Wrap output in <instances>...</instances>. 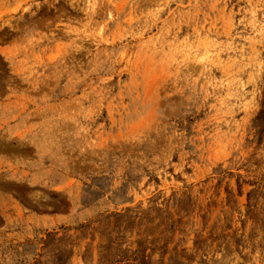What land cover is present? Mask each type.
Segmentation results:
<instances>
[{
    "label": "rangeland",
    "instance_id": "obj_1",
    "mask_svg": "<svg viewBox=\"0 0 264 264\" xmlns=\"http://www.w3.org/2000/svg\"><path fill=\"white\" fill-rule=\"evenodd\" d=\"M0 264H264V0H0Z\"/></svg>",
    "mask_w": 264,
    "mask_h": 264
}]
</instances>
